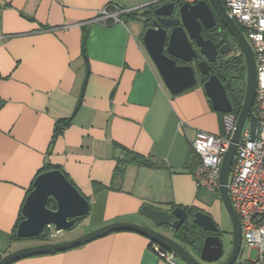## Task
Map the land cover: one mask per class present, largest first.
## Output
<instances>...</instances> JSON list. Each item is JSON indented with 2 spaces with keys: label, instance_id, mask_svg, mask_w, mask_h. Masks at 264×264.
Masks as SVG:
<instances>
[{
  "label": "crops",
  "instance_id": "crops-1",
  "mask_svg": "<svg viewBox=\"0 0 264 264\" xmlns=\"http://www.w3.org/2000/svg\"><path fill=\"white\" fill-rule=\"evenodd\" d=\"M156 1L0 0V260L28 247L12 235L34 180L49 167L63 171L90 202L72 233L146 225V205L195 207L222 221V202L209 207L188 165L199 132L223 136L222 113L203 84L177 95L168 90L138 16L97 20L106 8L139 13ZM125 152L154 166L131 163L116 176ZM43 244L50 243L36 245ZM155 245L123 231L14 264H169Z\"/></svg>",
  "mask_w": 264,
  "mask_h": 264
},
{
  "label": "water",
  "instance_id": "water-1",
  "mask_svg": "<svg viewBox=\"0 0 264 264\" xmlns=\"http://www.w3.org/2000/svg\"><path fill=\"white\" fill-rule=\"evenodd\" d=\"M163 1L165 0H158L153 4L159 5ZM167 8L169 11L165 10ZM174 9L178 16L177 19H171ZM213 10L237 42L245 58L247 68L244 102L236 119L235 130L221 165L219 178L221 202L232 222L231 253L222 264H235L241 254L243 236L240 219L229 196L228 183L237 146L247 123L250 127L251 139L254 140L257 137L258 119L253 112L257 70L252 46L235 21L228 16L222 0L184 1L177 7L173 3L156 7L150 14L158 17V21H154L151 27H147L146 21L143 20L145 25L143 43L164 84L172 94L177 95L191 89L197 85L195 69L190 65L197 57V52L191 41H196L199 53L206 57L209 62L214 63L216 60L217 49L214 42L205 40L201 36L202 29L208 30L215 26ZM176 60L183 62L184 65L179 66ZM199 69L201 74L209 75L207 62L201 63ZM203 87L216 112L225 115L232 113V104L225 86L217 76H210ZM50 199L56 203L54 210L48 207ZM89 211V200L62 171L43 172L36 177L33 189L25 199L22 208L24 219L17 227V237L23 240L35 239L40 237L46 229L51 228L57 234L68 231L76 225L79 218L86 217ZM141 214L152 223L153 227L133 223H113L74 240L32 246L11 252L0 260V264H14L27 258L66 252L106 235L123 231L145 236L152 243L172 252L184 264H216L223 259L225 254L224 243L220 236H207L196 256L179 240L163 233L165 229L178 231L181 228L189 216L184 208L176 207L171 210H161L146 205L142 208ZM192 222L204 232L219 233L220 229L212 217L202 211L195 213Z\"/></svg>",
  "mask_w": 264,
  "mask_h": 264
},
{
  "label": "built area",
  "instance_id": "built-area-1",
  "mask_svg": "<svg viewBox=\"0 0 264 264\" xmlns=\"http://www.w3.org/2000/svg\"><path fill=\"white\" fill-rule=\"evenodd\" d=\"M228 16L244 31L252 46L257 70V84L253 112L258 119L256 139H251L248 123L230 173L229 196L242 227L243 244L238 264H264V0H222ZM104 9L97 20L119 21L120 14L133 11ZM236 119L230 114L224 117L223 136L199 132L192 143V150L199 158L194 169V177L199 188L219 193L220 171L235 130ZM54 237V235H52ZM247 255L244 257V249ZM256 251L255 259H251ZM155 252L169 264H184L176 256L158 245Z\"/></svg>",
  "mask_w": 264,
  "mask_h": 264
},
{
  "label": "flooded vegetation",
  "instance_id": "flooded-vegetation-1",
  "mask_svg": "<svg viewBox=\"0 0 264 264\" xmlns=\"http://www.w3.org/2000/svg\"><path fill=\"white\" fill-rule=\"evenodd\" d=\"M184 1H187V0H165L163 2H160L159 5L153 4V5L147 6L145 9H143L142 12L138 13V15H139L138 18L139 17L141 19L143 18L142 20L146 21L147 27H151L154 21H158V17L152 16V14H150L151 12H153L156 9V7L162 6L165 4H171V3L175 4V6L177 7L178 5H180ZM165 10L169 11L168 8ZM213 13L215 15V21H216L215 26L211 29H208V30L202 29L201 30V36L205 40H211L214 42L216 49H217V56H216L215 62L214 63L209 62V60L206 57L202 56L199 53V49L197 47L196 41L195 40L191 41L193 48L197 52V57L190 63V65L195 69L197 84H204L209 79L210 76H212V75L217 76V74H220L223 70V63L224 62L232 60L234 57H238V56L243 55L242 51L240 50V48H239L237 42L235 41L234 37L232 36V34L225 27L224 23H222V21L220 20V18L218 17V15L216 14V12L214 10H213ZM177 18H178V16L176 15V10L174 9L172 11L171 19H177ZM237 26H238V24H237ZM238 28L240 29L242 34L246 37L242 28L240 26H238ZM176 62L179 66L184 65V63L179 61V60H176ZM203 62H207L209 64V69H208L209 75L208 76H205V75L201 74V72H200L199 65ZM197 212H199V211H197ZM194 215H195V213H193V214L189 213L188 219L181 226V228H183L187 223H189V221L192 222ZM192 224H193V222H192ZM181 228L178 231H180ZM199 229H201V228H199ZM201 230L194 229L193 233L191 235L185 236V239H183V240L178 239L192 254H194L196 256H197L198 251L201 248V247L199 248L198 243H197L199 239L203 238V241H204V239L210 235L220 236L223 239V232L221 230H219V233H217V234L204 232L203 230L202 231ZM175 232H177V231H173L171 229L163 230V233H165L166 235L173 237V238L176 237ZM223 243H224V239H223ZM231 248H232V246L230 247V249H226V245L224 243V251H225L224 257L220 262H218L216 264H222L228 259L229 255L231 253ZM235 264H238V260Z\"/></svg>",
  "mask_w": 264,
  "mask_h": 264
},
{
  "label": "trees",
  "instance_id": "trees-1",
  "mask_svg": "<svg viewBox=\"0 0 264 264\" xmlns=\"http://www.w3.org/2000/svg\"><path fill=\"white\" fill-rule=\"evenodd\" d=\"M125 16L136 19L137 16H139V15H138V12H132L129 14H125ZM138 19H141V18L139 17ZM217 76L222 81L223 85L225 86L228 97L231 101L232 113L230 115L234 118H237L240 114V111H241V108H242V105L244 102L245 93H246V84H247V68H246L245 58L243 57V55L238 56V57H234L232 60L224 62L223 63V70L220 74H217ZM221 117H222L221 118V125H222L223 132H224L225 114H221ZM62 122L63 123H60L57 126L58 129L56 130L55 136H58V134L63 131V129L70 123V120L67 119V120H64ZM191 157H192V160L189 161L188 165H189V169H192V172H193L195 167L199 163V158L194 153H191ZM131 163H136L139 166H154V163L151 162L150 160H146V159L140 157L139 155H137L135 153L125 152L124 157L117 160V168H116L115 175L121 176V174L124 171L125 166H127L128 164H131ZM51 168L49 167V168L45 169L43 172L50 171V170H60L58 168H53V169H51ZM63 174L67 177V175L64 172H63ZM32 189H33V186L30 189L29 193L32 191ZM48 207L52 210L56 209V203L53 199L49 200ZM184 209L190 214H193V213H196L197 211H199L195 207H186ZM23 219H24L23 215H21L19 223ZM80 220H81V218H79L77 220V222H79ZM19 223H18V225H19ZM18 225H17V227H18ZM194 229L201 230V229H199V227H197L196 225H193L192 222L189 221V223H187L183 228H181L180 231L175 232V234H176L175 238L177 240L178 239L183 240V239H185V236L191 235L193 233ZM51 235H52V233H51L50 229H46L40 237L35 238V239L42 241V242H47L50 239ZM12 240L14 242L25 241V240L19 239L17 237V229H15V231L13 232ZM197 243H198L199 248L202 247L203 238L199 239Z\"/></svg>",
  "mask_w": 264,
  "mask_h": 264
},
{
  "label": "rangeland",
  "instance_id": "rangeland-1",
  "mask_svg": "<svg viewBox=\"0 0 264 264\" xmlns=\"http://www.w3.org/2000/svg\"><path fill=\"white\" fill-rule=\"evenodd\" d=\"M202 189L204 191L202 198H205V202L209 205V207H211L217 199L221 201L220 193L216 194V193L210 192L207 189H204V188H202ZM206 214H208V213H206ZM220 219H222V221L218 223L219 229L223 232V239H224V243L226 245V249H230L231 241H232V222H231V219H230L224 205H223L222 216L220 217ZM146 225L153 227L152 223L149 221H146ZM50 231L54 235V237H50L51 239L48 240V242L51 244L58 243L67 236L68 237H74V236H77L80 234L82 235L85 232L82 227H80L78 230L76 229L75 230L76 232H73V233L70 231H65V232H61V233L57 234L53 228H51ZM86 234H88V233H86ZM82 236H84V235H82ZM41 242L42 241H39L36 239H29V240H25L23 242H20V244L22 246L31 247V246H37L36 244L41 243ZM243 249H244V253H245L244 257H245L247 255L248 250L245 247ZM255 255H256V251H252V253H251V259L252 260L255 259ZM176 260L179 263L181 262V260L178 258H176Z\"/></svg>",
  "mask_w": 264,
  "mask_h": 264
}]
</instances>
